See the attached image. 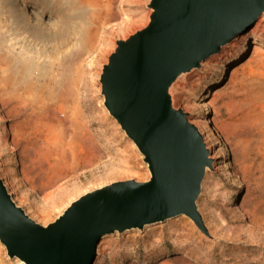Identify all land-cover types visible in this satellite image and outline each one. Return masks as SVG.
<instances>
[{
  "label": "rangeland",
  "instance_id": "374dc122",
  "mask_svg": "<svg viewBox=\"0 0 264 264\" xmlns=\"http://www.w3.org/2000/svg\"><path fill=\"white\" fill-rule=\"evenodd\" d=\"M119 1L115 4L116 17L124 12L134 20L144 17L145 22L125 36H112L108 51L102 54L96 44L87 47L85 42L90 32L98 28L90 5L75 8L69 0H0V175L9 183L14 201L31 216L41 214L49 191L42 192L40 184L27 174V166L54 140L52 134L31 125L30 114L32 106L57 109V96L62 90L59 82L73 92L66 103L69 119L73 115L70 108L77 105L78 132L86 134L93 146L92 154H98L101 160L93 161L95 165L90 168L81 162L78 170H73L72 149L67 146V160L63 163L66 178L58 186L70 193L81 191L71 202L85 192L125 180L107 176L123 155L127 167L141 176L131 178L146 181L150 177L143 156L110 116L101 94L100 74L116 48V41L144 28L151 14L150 0ZM105 2L101 0L102 5ZM115 22L98 29L100 39ZM257 33L264 38V16ZM236 45L237 42H232L222 47L218 54L203 61L200 68L180 76L171 89L174 107L184 112H189L188 107L194 108L190 118L200 122L202 113L194 102L216 78H222L209 98V119L224 142L232 175L229 178L223 175L217 152L219 140L210 133L208 140L218 164L207 171L197 201L210 237L182 215L143 230L110 235L97 264H155L180 254L196 264H264V118L256 120L245 132L241 129L245 116L233 107L244 94L234 92L240 82L249 83L246 80L250 65L239 67L233 82L225 81L227 64L237 53ZM258 53L264 56V46ZM19 68L25 69L28 88L20 83ZM261 70L264 79V68ZM5 96L14 98L8 106L1 104ZM59 117L65 119L62 114ZM16 262L7 256L0 243V264Z\"/></svg>",
  "mask_w": 264,
  "mask_h": 264
},
{
  "label": "water",
  "instance_id": "95a60500",
  "mask_svg": "<svg viewBox=\"0 0 264 264\" xmlns=\"http://www.w3.org/2000/svg\"><path fill=\"white\" fill-rule=\"evenodd\" d=\"M117 4V3H116ZM147 25L116 48L100 74L104 106L150 171L73 201L43 226L8 193L0 176V243L15 264H92L100 237L187 216L210 237L198 209L214 160L171 89L264 14V0H150ZM113 11L118 15L117 7ZM183 255L155 264H177ZM135 264V263H132Z\"/></svg>",
  "mask_w": 264,
  "mask_h": 264
},
{
  "label": "bare ground",
  "instance_id": "6f19581e",
  "mask_svg": "<svg viewBox=\"0 0 264 264\" xmlns=\"http://www.w3.org/2000/svg\"><path fill=\"white\" fill-rule=\"evenodd\" d=\"M69 1L71 3V7L76 8L77 6H79L83 8V6L90 5L93 8L92 17L97 23L98 28L90 32L88 37L85 39V42L87 44V47L96 44L98 47V51L102 54L108 51L110 45L109 41L112 36H125L128 32L131 31L133 27L142 25L145 22L144 17L139 18L138 20H134L124 12L122 13V16L116 17L117 14L113 11V9L115 4L120 2L119 0H105L106 2L104 5L101 4V0ZM263 16L264 14H262L254 22L252 26L254 27L253 29H251V27L247 31L237 34L236 36L232 37V39L227 43L229 44L232 42H237V53L235 56H233L232 60H229L227 64V66H229V70L227 75L225 76V81H227L228 84L235 80L239 67H242L246 64L250 65L249 76L246 80L249 81V83H246L244 81L240 82L234 92L235 94H238L239 92H243L244 94V98L233 107L237 112H241L245 116V122L241 125V129L244 132L250 129L253 124H255L256 120L264 118V79H261L260 76V74L262 75L261 68H264V56L258 53V49H260L261 46H264V38L260 37L257 33L258 23ZM114 21L116 22L113 25L107 27L109 29L108 33H106V35L103 34L104 37L100 39L98 35V29L101 30V28L106 27L107 25H109V23H113ZM226 45H223L222 47ZM93 59L94 57L92 56L91 60ZM18 70L22 72L20 83L28 88L29 81L25 76V69L19 68ZM221 79V77L216 78L214 82L211 83V85L200 94V96L198 97V101L194 102L198 106L197 109H199L202 113V118L199 120L200 122H194V120L190 118V113H193L195 111L194 108L188 107L189 112L185 111V113L187 114L188 120L198 128L199 132L203 136L206 147L210 151L211 158L214 160V167L216 166V164H218V161L213 157V151L211 150V145L208 137L210 138V133L213 135H217L216 137H218L219 140L217 145V152L220 155L219 157L220 165H222V173L224 176L229 178L232 174L230 171L228 158L226 156L224 142L216 131V128L212 126L209 119V107L211 104L209 98L212 95V92L219 86ZM59 86L62 90L61 93H59L57 96V109H33L34 106H32L30 114L31 125L42 130L43 133H47V135L52 134V139L54 140L53 145L45 146V148H43V150L38 153L37 160L31 161L27 166V174L33 177L36 183L40 184L42 192L46 194V191H49L46 194V200L42 206L41 214L31 216L27 213L36 222L40 223L43 226L48 225L47 222L51 220L57 213L61 212L62 209H67V207H69V205L72 203L71 200L76 196V193L81 192L80 190H78L74 193H70L63 186H58V183L66 178V176L64 175L63 163H65L67 160L65 154L67 146L71 147L72 149L71 158L73 162V170H78V165L81 162L85 163V167L90 168L95 165L93 164V161L94 163L101 161L98 154H92L93 146L91 144V141L86 137V134L78 132V118L80 110L77 105L70 108V110L73 112V115L71 119H69L68 117V107L66 106V103L67 100L73 96L72 90L70 89V87L65 86L62 82H59ZM13 99L14 98L12 96H5L1 99V104L3 106H8L11 101H13ZM60 114H62L65 119H61L59 117ZM231 130H233L232 127L230 128V131ZM69 138L71 139L68 141ZM80 150L83 151L86 156L83 157ZM118 160V166L116 165V167H112L111 169H109L107 176L125 180L130 179L133 176H136L138 179L141 178L138 173L132 171L127 167L125 155L118 158ZM1 178L4 182V185L6 186V189L8 190V193L12 196L9 183L2 176ZM109 236L110 235L105 234L100 237V240L96 246V256L92 264H97V262L101 261ZM177 264L190 263L184 260H180Z\"/></svg>",
  "mask_w": 264,
  "mask_h": 264
}]
</instances>
